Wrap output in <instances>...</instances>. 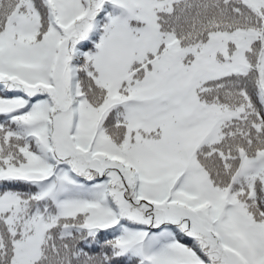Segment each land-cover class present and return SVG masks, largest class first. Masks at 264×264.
I'll return each mask as SVG.
<instances>
[{
	"label": "snow or ice",
	"instance_id": "obj_1",
	"mask_svg": "<svg viewBox=\"0 0 264 264\" xmlns=\"http://www.w3.org/2000/svg\"><path fill=\"white\" fill-rule=\"evenodd\" d=\"M0 264H264V0H0Z\"/></svg>",
	"mask_w": 264,
	"mask_h": 264
}]
</instances>
